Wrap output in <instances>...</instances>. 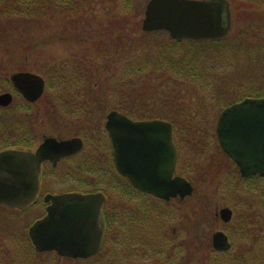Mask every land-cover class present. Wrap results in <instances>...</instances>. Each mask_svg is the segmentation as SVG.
I'll use <instances>...</instances> for the list:
<instances>
[{"label":"rangeland","instance_id":"374dc122","mask_svg":"<svg viewBox=\"0 0 264 264\" xmlns=\"http://www.w3.org/2000/svg\"><path fill=\"white\" fill-rule=\"evenodd\" d=\"M47 1L49 8L43 7L39 18L6 14V4L0 5V94L13 95L11 105L0 107V117L14 126L7 131L4 128L0 138L18 140L25 137L32 143L31 150L47 137L78 138L83 149L55 167H44L42 191L29 208L19 211L0 208V264L29 262L30 257L25 255L29 248L26 233L32 223L43 216L46 194L105 190L113 184L121 186L113 179V167L109 162L110 143L104 130L106 115L119 106L128 107L136 98L159 103V99L168 97L176 86L172 76L156 79L154 73L153 77L145 74L152 73L147 68L142 69L139 79L127 78L130 64L144 63L143 44L169 38L163 31L145 33L141 30L149 0H133V6L127 11L119 6V0H72L68 6ZM226 1L231 27L224 39L228 38L229 44L211 50L209 58L215 59L217 68L208 72L215 73L216 77L207 80L212 92H217L220 86L222 92L209 96L190 85L183 96L184 101L192 99L196 105L206 106L204 115L210 123L208 131L193 139L184 127L174 128L179 152L176 174L192 185V195L182 202L175 200L165 205L163 220H156L157 229L153 231L155 219L150 207L153 203L132 202L131 205H140H136L137 214L130 208L124 213H113L110 244L102 247L101 258L92 264L103 260L116 262L113 264H158L156 257L154 260L141 259L136 257L137 252L133 255L131 251L130 256L124 255L125 240L143 237L140 232L131 233L137 227L146 228L144 234L150 236L148 241L155 250L159 251L158 241H161L164 254L171 253L162 264H239L253 245L261 241L264 225L259 227L257 222L251 227L256 238H240L236 235V225L234 231L235 209L244 206V210L252 208L251 213L256 217L264 216V182L259 186L261 193L258 195H237L231 191L229 186L233 181L228 177H235L232 174L234 166L216 140L215 124L220 105L214 102L225 98L227 102L233 101L235 93L247 95L254 89L264 91V5L255 6L244 0ZM202 62L199 61V67ZM17 72H29L44 79L45 91L36 103H26L13 91L9 78ZM165 108L166 103H163L153 112L177 113ZM132 110L138 114L147 112L145 109ZM178 113L187 115L189 112ZM250 198L253 199L246 203ZM222 208L232 211L228 224L214 217ZM127 221L130 225H125ZM217 231L229 238L231 248L227 252H217L211 247V235ZM52 255L54 253H43L39 260L48 264L47 258ZM61 264L71 263L62 261Z\"/></svg>","mask_w":264,"mask_h":264},{"label":"water","instance_id":"95a60500","mask_svg":"<svg viewBox=\"0 0 264 264\" xmlns=\"http://www.w3.org/2000/svg\"><path fill=\"white\" fill-rule=\"evenodd\" d=\"M231 13L226 0H149L141 30L163 31L176 42H215L227 37ZM13 89L26 102L35 103L45 90L44 80L29 72L13 73ZM11 93L0 94V107L11 105ZM107 132L115 170L126 176L136 189L160 200L184 199L193 187L174 177L177 152L170 124L160 121H133L113 111L106 116ZM215 135L223 153L238 168L243 179L264 177V99H244L224 108L217 119ZM80 139L44 138L32 151L7 149L0 152V206L14 210L28 208L39 191L41 166H55L61 159L78 154ZM44 216L27 230L30 246L37 254L54 252L59 258L87 259L96 255L102 241L101 206L104 197L95 194H48ZM214 217L228 224L229 208ZM217 252L231 248L227 235L211 236Z\"/></svg>","mask_w":264,"mask_h":264},{"label":"trees","instance_id":"16d2710c","mask_svg":"<svg viewBox=\"0 0 264 264\" xmlns=\"http://www.w3.org/2000/svg\"><path fill=\"white\" fill-rule=\"evenodd\" d=\"M57 3L58 6L62 4L61 6H68L72 0H50ZM79 1V0H78ZM245 2L255 5V6H263L264 0H244ZM119 6L124 8V10H130L131 6H133V0H119ZM48 1L47 0H0L1 4H6L4 7H6V14H13L17 17H32L33 15L36 18L40 17L41 10L46 7ZM79 6V5H78ZM49 8V7H48ZM35 20V19H34ZM247 31H249L247 29ZM165 35V34H164ZM228 38L223 39L217 42H190V41H183V42H175L169 39L168 37H162L157 38L152 42H146V46L143 44V54H144V63L138 64V65H132L130 64L128 66V74L127 78L130 79H139L140 75L142 73L143 68H147L152 71V73H145L147 75H151L154 73L157 79L158 78H164V77H170L175 80L174 84L176 86L174 87V90L171 92V94L168 97H162V99H159V103H150L147 99L142 98H136V100H133L132 103L128 105V107H118L115 111L127 116L128 118L132 120H162L170 123L173 128H178V126L184 127L190 135L195 139L198 135L204 134L206 131H208L207 125L210 126L209 121L206 119L204 115V111L207 110L202 105H196V101L190 99V101H184L183 96L188 93V86L195 85L197 88L202 89L203 92L206 95H217L222 92L221 86L218 88L217 92H212V86L211 83H209L207 80H211L214 77H216V74H211L209 72L216 71V64L215 59L209 58V54L211 50L217 48V47H223L224 45H227ZM133 47V49L135 50ZM142 55V53H141ZM142 60V59H141ZM199 61L202 62V67H199ZM209 71V72H208ZM130 72V73H129ZM138 76V77H137ZM153 77V76H152ZM218 77V76H217ZM149 86H152V83L147 81L146 82ZM233 101H225V99H220L215 101L214 103H217V105L220 107L219 113L224 109L225 107L240 102L244 99H264V91L259 89H254L248 92L247 95L245 93H235L234 94ZM168 98V99H167ZM126 101V100H123ZM166 103V108L170 111L177 112L176 114L169 115L166 113L165 110L163 113L161 112H153L154 110H157L160 108V106ZM133 108L146 110L147 112H144L143 114L135 113V110H132ZM186 109V110H181ZM152 111V112H151ZM178 111H187L189 112L187 115H184L182 113H178ZM7 118L9 116H6ZM4 118L0 117V134H2V130L5 128L6 131L14 128V126L11 125L10 122L5 123ZM32 143L25 137L18 139V140H5L3 137L0 138V152L7 149H22V150H31ZM110 162V160H109ZM233 168V175L235 177H228V180L230 179L231 184L229 187L231 191H235L237 195H249V193H261L259 190V186H261L264 182V178H261L259 176L250 177L247 179H242L239 176L238 170L235 167L234 164ZM235 173V174H234ZM113 179L115 182H118L120 185V178L115 173L113 169ZM227 182V181H226ZM116 184H113V187H111L109 190L113 189H120ZM258 190V191H257ZM242 192V193H240ZM253 198L247 199L246 203H250V201ZM0 208H3L0 206ZM251 209L246 207V210H244V206H241L239 209L234 210V217H233V223H234V231H235V225H236V235L240 238H247L250 239V236L256 238V232L254 231V228H251L252 225L257 222L261 227L264 225V216L263 217H256L253 213H251ZM155 222L153 225L152 231L157 229V222L156 220L159 218L164 217V209L163 207H159L158 212H155ZM163 220V219H162ZM161 220V221H162ZM145 226L144 224H142ZM137 227L134 225V228ZM160 229V225L158 227ZM158 229V231H159ZM122 231V228H121ZM144 231H146V228L144 227H137V229H134L131 233L134 232H140V234L143 236L139 239L132 238L127 239L124 241V244H126V248L123 250V253L125 256H130V252L132 254L136 255L135 252L138 253L136 257L146 260H154L155 257L159 260L158 264H162L167 261V254H171L170 252L164 254V244L161 241H158V247L159 251L154 249V245H152L148 240L150 236L146 237L144 234ZM148 231V228H147ZM150 232V231H148ZM234 235V237L236 236ZM245 235L247 237H245ZM153 237V236H151ZM27 238V237H26ZM156 239V237H154ZM261 241L259 243L253 245L252 250L247 253V256H244L243 259L240 260L239 264H264V235L259 237ZM28 241V239H27ZM131 241L133 246L130 247ZM254 243H256V239H253ZM140 243L139 246L137 244ZM162 243V244H161ZM29 248L26 249L29 251V253L25 250V255L30 257L27 261H29L26 264H45L44 262H41L39 259H41V255L35 254V252L32 250L31 246L29 245ZM251 249V248H250ZM153 255V257H151ZM16 257V256H15ZM33 257V258H32ZM101 258L100 253L93 257L89 258L87 260H67V259H60L55 254L50 256V261L48 264H61L62 261L70 262L71 264L73 262H84L87 264H92L94 262H98ZM34 259V260H33ZM32 260V261H31ZM46 260V259H45ZM15 261V259H13ZM12 263V262H11ZM116 263L114 261L107 262L103 260V262L99 264H113ZM5 264H10L9 262H6Z\"/></svg>","mask_w":264,"mask_h":264},{"label":"flooded vegetation","instance_id":"af4514ba","mask_svg":"<svg viewBox=\"0 0 264 264\" xmlns=\"http://www.w3.org/2000/svg\"><path fill=\"white\" fill-rule=\"evenodd\" d=\"M171 139H172V143H173V145H174V147L176 149V152H177V159H176V165H175V171H174V174H173V178L174 177L183 178V177L178 176L176 174V172H177V163H178V158H179V152H178V146H177V144L175 143V140H174L175 138H174V128L173 127H172V132H171ZM110 151H111V147H110ZM78 154L73 155V156H70L68 158L61 159L59 162L65 160V159L73 158L74 156H77ZM110 164L112 165L115 173L120 178V183H121V188L120 189H113V190H109V189H105V190H94V191H89V192H67V193H84V194H86V193H88V194L101 193L103 195L104 202H103V204L101 206V220H102V227H103V236H102L101 248H100L99 253L101 252V249H102V247L104 245L107 244V246H108L110 244V240H111V238H110V229H111V227H110V217H111V215L113 213H117V211L118 212L121 211V213L122 212L124 213V211H127L128 208H130L132 211H134V213L137 214L138 213V210H136V205H139V204L131 205V203L132 202L133 203L134 202H141V203H143V201H146L148 203L150 202L149 204L153 203V204H151L150 207L152 208L153 217L155 218V216H156V213L155 212H158L160 206L164 208V206L167 205L170 201L177 200L179 202H182L183 200H185V198L184 199L176 198V199H172V200H169V201H164V200H160L158 198H155V197H153V196H151L149 194H146L145 192L140 191V190L134 188L128 182V179H127L126 176H121L115 170V167H114L113 161H112V157H110ZM45 166L55 167V166H53L49 162H45V163L42 164V166H41V173H40L39 191H38V195H37L36 200H35L34 203H36V201L39 198V195H40V193L42 191V176H43V170H44V167ZM183 179H185V178H183ZM115 193H119V194L116 195ZM43 201H44V197H43ZM44 204H45V208H46L48 204L45 203V202H44ZM45 208H44V213H45ZM146 217H148V215H146ZM140 218H143V216H141ZM125 225H130V224L127 221V224H125ZM153 225H154V222H152V226ZM114 233H116V231H114ZM91 258H93V257H91Z\"/></svg>","mask_w":264,"mask_h":264}]
</instances>
